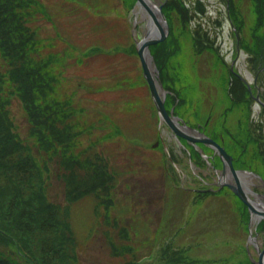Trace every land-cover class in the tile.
<instances>
[{
	"label": "rangeland",
	"instance_id": "obj_1",
	"mask_svg": "<svg viewBox=\"0 0 264 264\" xmlns=\"http://www.w3.org/2000/svg\"><path fill=\"white\" fill-rule=\"evenodd\" d=\"M40 1L47 15L29 25L45 46L42 56L61 55L52 66L58 77L53 98L71 101L76 121L94 125L69 156L76 158L79 149L100 140L98 150L115 179L104 205L94 194L68 203L61 156L49 160L41 154L52 172L46 198L60 206L69 232L61 238L68 248L66 264H257L264 249V215L258 213L252 222L257 212L224 182L237 187L243 173L253 197L248 200L264 202V52L256 65L258 55L246 48L251 43L237 46L241 33L232 24L229 0H151L162 7L166 37L154 44L163 57L153 54V45L145 51L176 125L215 140L232 157L236 175L215 147L183 142L160 116L138 53L145 26L135 13L140 1ZM230 1L244 24L241 38L247 40L256 17L264 19L263 0ZM171 3H176L173 25L164 10ZM96 47L102 52L84 57ZM238 79L245 89L237 91ZM27 85L33 94L35 82ZM246 89L248 95L241 93ZM3 96L10 101L13 133L32 145V115L17 96ZM3 134L0 129V139ZM104 134L109 138L102 140ZM69 156L65 159L71 162ZM73 166L69 176L76 184L89 179ZM2 230L7 263L23 264L15 248L6 245L16 236Z\"/></svg>",
	"mask_w": 264,
	"mask_h": 264
},
{
	"label": "trees",
	"instance_id": "obj_2",
	"mask_svg": "<svg viewBox=\"0 0 264 264\" xmlns=\"http://www.w3.org/2000/svg\"><path fill=\"white\" fill-rule=\"evenodd\" d=\"M233 2L229 0L230 18L243 37L244 24L243 21L237 20L240 15ZM262 2L264 8V0ZM174 8L176 3L167 4L164 8L171 25L172 14L176 11ZM262 13L264 15V12ZM38 15H47L46 7L40 0H0V93L13 94L26 105L34 125V132H30V135L36 137L33 142L35 144L32 145L37 150L35 152L30 149L32 145H25L13 133V122L7 111L10 101L6 99L8 96L0 97V129L4 131L3 139H0V230L9 229L7 232L2 231H10L13 238L16 236V241L10 238L6 240V245L15 248V254L21 257L23 264H66L64 254L68 248L63 246L61 241L64 240L61 238L69 237V232L64 228L65 215L60 212V206L46 198L52 172L43 155L41 158V154L45 153L49 160L61 156V164L67 170L62 173V179L67 186L68 203L75 196L81 198L94 194L99 204L104 205L109 191L115 188V179L106 159L98 150L100 140L79 149L76 158L69 156L80 146V138L87 128L93 129L94 125L83 126L79 118L78 122L76 121L78 115L71 101L53 98L58 77L52 66L59 64L57 61L61 55H56V58L51 54L42 56V48L45 46L38 39L36 30L29 25ZM263 20L257 16L251 30L252 35L247 30L249 39L241 38L240 34L239 44L236 42L240 48L243 47L242 44L251 43L252 48L245 46L258 55L256 65L264 52V30H260ZM159 47L153 45L151 49L157 50L151 51L163 57ZM88 49L90 51L86 52ZM88 49L84 52L85 58L102 52L98 47ZM133 52L136 53L135 47ZM155 58L157 67L163 71L162 62L158 57ZM32 80L36 84L32 86L33 94L27 85V82ZM4 84L8 85L7 89ZM239 84L237 91L245 89L240 80ZM9 88L13 91H9ZM241 93L248 95L247 89L245 93L241 90ZM33 96H37L39 103ZM9 136L11 139H8ZM109 136L104 134L102 140ZM5 138L8 139V145L4 146L2 142ZM182 141L185 142L184 139ZM66 156L70 157L71 162L65 159ZM71 163L77 165L75 168L81 169V173L89 179L76 184L69 176L73 173L70 170L74 168ZM98 191L100 193H97ZM8 248L0 247V264H8L9 259L5 255Z\"/></svg>",
	"mask_w": 264,
	"mask_h": 264
},
{
	"label": "water",
	"instance_id": "obj_3",
	"mask_svg": "<svg viewBox=\"0 0 264 264\" xmlns=\"http://www.w3.org/2000/svg\"><path fill=\"white\" fill-rule=\"evenodd\" d=\"M138 1H141V3L146 7L149 14L152 15V17H154V13L149 8V6L146 3H144L142 0H138ZM158 10L161 11L162 7H158ZM161 15L164 18V21H166L164 14L161 13ZM165 37H166V32H165L164 28L160 26V34L158 37L147 40L146 42H144L142 44L141 47L138 46V53L141 57V61H142L143 67H144V75H145V77H146V79L150 85L151 93H152V96L154 98V101H155V104H156V107L158 109L160 116H162L165 119L168 126L174 131V133L178 137H182V138H184L187 141L192 142V143H204V144H209V145H212L213 147H215L220 152L221 156L224 157L228 161L229 165L231 166V169L233 170L234 174L236 175V173L233 169L232 163H231L232 157L229 154H227V152L225 151V149L223 147H221V145H219L215 140H213L210 137H207L205 135L201 134L200 136H195V135H191L185 131H182L180 129V127H178L176 125V123L174 122V120L171 118L170 114L167 112V110L165 108V103H164L163 99L160 97L158 88H157L155 81L152 77L151 71L149 69V65H148L147 60H146L145 55H144L145 54L144 51L146 49H148L150 45H154V44L164 40ZM225 168H224V171H226ZM224 183H225L224 185L231 188L234 191V193L239 196V198L249 207L250 211H256L257 213L264 215V212H260L259 210H257L253 206V204L248 200L249 198L246 195V193L244 192V189L241 185V182L238 179H237V187H235V186H233L227 182H224ZM257 264H264V249L262 251H259V259H258Z\"/></svg>",
	"mask_w": 264,
	"mask_h": 264
},
{
	"label": "bare ground",
	"instance_id": "obj_4",
	"mask_svg": "<svg viewBox=\"0 0 264 264\" xmlns=\"http://www.w3.org/2000/svg\"><path fill=\"white\" fill-rule=\"evenodd\" d=\"M144 3H146L149 8L153 11L154 13V17H152V15L149 14V12L147 11L146 7L141 3L137 5L136 9H135V13L137 15L138 18L141 19V21H144L145 26L143 29V37L141 38V40H138V46L141 47L142 44L144 42H146L147 40H150L152 38L158 37L160 34V26L164 27V20L158 10V6L155 5L151 0H142ZM145 58L147 60V63L149 66H152V57L150 56V54L145 51ZM178 125V123H176ZM183 130L192 133L195 136H199L200 134H196V132H192L189 128H184ZM240 175V182L242 183V185L245 186V192L247 194V196H249V198H253L251 197L250 194V190L248 189L247 185H248V181L245 179V177H247L245 174L243 173H239ZM238 175V177H239ZM251 203L253 204V206L259 210V211H264V202L262 204H260L259 202H257L256 200H252ZM247 206V205H245ZM248 207V206H247ZM261 215H259L258 213L252 217V222L257 221V219H259ZM245 217H248L247 214H245Z\"/></svg>",
	"mask_w": 264,
	"mask_h": 264
}]
</instances>
